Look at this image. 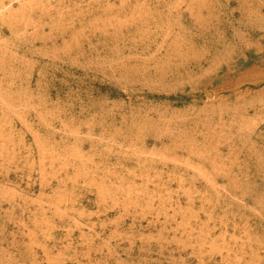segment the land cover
<instances>
[{
	"label": "rangeland",
	"instance_id": "obj_1",
	"mask_svg": "<svg viewBox=\"0 0 264 264\" xmlns=\"http://www.w3.org/2000/svg\"><path fill=\"white\" fill-rule=\"evenodd\" d=\"M0 264H264V0H0Z\"/></svg>",
	"mask_w": 264,
	"mask_h": 264
}]
</instances>
